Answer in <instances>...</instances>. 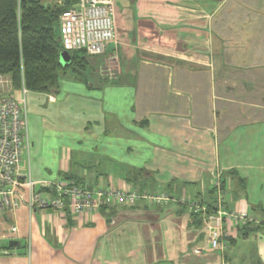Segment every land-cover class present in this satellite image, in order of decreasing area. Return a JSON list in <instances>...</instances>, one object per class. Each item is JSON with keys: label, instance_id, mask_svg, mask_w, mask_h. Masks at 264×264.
<instances>
[{"label": "crops", "instance_id": "0c3cea01", "mask_svg": "<svg viewBox=\"0 0 264 264\" xmlns=\"http://www.w3.org/2000/svg\"><path fill=\"white\" fill-rule=\"evenodd\" d=\"M35 1L52 9L78 0ZM260 1L250 0L257 12ZM232 8V0H117L120 45L94 56L118 55L117 72L94 62L82 75L66 71L55 91L29 92L24 164L35 180L128 184L176 200L31 218L22 206L21 245L0 264H264V227L239 230L225 254L207 252V233L183 202L212 204L219 174L226 205L264 220V99L253 90L264 80L241 78L236 95L216 73L259 52L232 42L240 24L257 27Z\"/></svg>", "mask_w": 264, "mask_h": 264}, {"label": "built area", "instance_id": "2783aa9c", "mask_svg": "<svg viewBox=\"0 0 264 264\" xmlns=\"http://www.w3.org/2000/svg\"><path fill=\"white\" fill-rule=\"evenodd\" d=\"M117 0H78L64 10L59 18L63 51H85L90 56L104 54L119 43L116 24ZM111 74H114L111 73ZM22 85L15 88L8 74H0V257L17 254L10 242L19 240L16 212L28 208L30 218L38 210H70L76 214H92L104 207L136 205L141 201L165 204L175 201L168 194H152L130 188L128 184L91 186L74 178L35 180L30 166L24 164L29 152L28 94ZM214 201L201 204L187 202L190 210L199 213L210 246L207 252L225 254L231 248L241 227L250 223L264 224L246 210L230 209L226 205L221 176L214 182ZM31 243L28 252L31 253ZM203 248H196L199 253Z\"/></svg>", "mask_w": 264, "mask_h": 264}, {"label": "trees", "instance_id": "16d2710c", "mask_svg": "<svg viewBox=\"0 0 264 264\" xmlns=\"http://www.w3.org/2000/svg\"><path fill=\"white\" fill-rule=\"evenodd\" d=\"M73 5L51 9L35 0H0V74L10 75L16 88L25 85L29 91L52 92L58 89L66 71L82 75L87 68L84 55L88 54L83 50L71 52L70 63L64 65L60 61L63 47L59 18ZM192 213L201 226V215ZM253 226L264 227L250 223L240 230L255 229ZM235 242L236 239H232L231 246Z\"/></svg>", "mask_w": 264, "mask_h": 264}, {"label": "rangeland", "instance_id": "374dc122", "mask_svg": "<svg viewBox=\"0 0 264 264\" xmlns=\"http://www.w3.org/2000/svg\"><path fill=\"white\" fill-rule=\"evenodd\" d=\"M232 4H233V8L229 9V12L231 10L232 14H236V15L246 14L248 16H254L255 17L254 23L257 24V27H253V22L247 23V29L245 28L246 23L240 24L239 25L240 27L237 25V28L239 27L237 32L243 31L244 33H242L243 36H241L239 39H235V40L233 39L232 42L233 41L234 42L246 41L247 43L242 44V46L244 45H246V47L251 46L249 48L250 50H255L257 48L259 51L258 53H253L254 52L253 51L249 53L248 55H245L244 56L245 61L242 63V66L239 65L240 63L238 62H237L238 64H234L232 66L233 68L237 69V70H233V72L231 71L232 73H229L228 69L224 71H216L217 77L226 78L228 81L230 80L233 82L232 86L229 88L230 89L229 91H231L233 94L238 95V92H241L240 91L241 87L238 86L237 81L240 80L241 78L245 77L246 80H251V81H254L255 79L264 80V76L260 72V68H264V11H261L262 10L261 9L260 11L257 12L255 6H253L250 0H232ZM260 5L261 6L264 5V2L260 1ZM241 48H239L238 50H241ZM105 55H106L105 57H102L99 60H96L98 57L94 58V56L84 55L86 56L85 58H87L86 60H84V63L88 62V64H94V62H98L99 71L104 74H110L113 72H117L119 56L115 54L113 56L108 55V53H106ZM236 56L237 55L235 54L233 55V57H236ZM243 73L248 74V75H242ZM259 86L260 85H258V87H256L253 90H256V89L258 91L260 90L262 98L264 99V86H261L260 88ZM262 106L264 108V103H262Z\"/></svg>", "mask_w": 264, "mask_h": 264}, {"label": "water", "instance_id": "95a60500", "mask_svg": "<svg viewBox=\"0 0 264 264\" xmlns=\"http://www.w3.org/2000/svg\"><path fill=\"white\" fill-rule=\"evenodd\" d=\"M60 61L64 65L67 64V63H70V61H71L70 53L67 52V51H63L61 53V56H60ZM10 245L13 246V247H18V246L21 245V243L19 241H12V242H10Z\"/></svg>", "mask_w": 264, "mask_h": 264}]
</instances>
